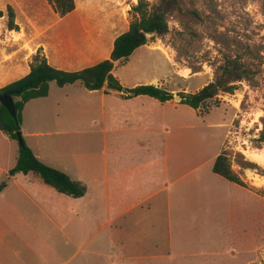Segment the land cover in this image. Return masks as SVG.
<instances>
[{"label": "rangeland", "instance_id": "rangeland-1", "mask_svg": "<svg viewBox=\"0 0 264 264\" xmlns=\"http://www.w3.org/2000/svg\"><path fill=\"white\" fill-rule=\"evenodd\" d=\"M145 1L150 5L157 2ZM177 1L181 10L168 18L167 34L149 40L126 62L115 63L114 78L126 88L154 85L175 98L178 93H195L211 82L228 57L245 62L252 76L238 83L233 94L219 95L217 106L192 110L174 98L166 103L167 113L177 115L183 125L177 154L187 166L196 162H204V166L195 176L185 178L171 197L155 198V212L140 227L113 230L112 249L118 254L117 264H264V164L248 157L255 153L264 158V142L258 141L264 122V0ZM61 2L67 1L0 0V65L4 66L0 78L21 76L30 66L35 54L26 60L18 44L23 35L39 36L49 24L75 10L72 25L76 16L84 23L92 20L110 40L125 33L136 19L131 10L138 0H72L74 9L65 15L58 13ZM8 6L16 31L7 28ZM80 33L72 28L74 38L79 40ZM68 58L61 60L58 70L74 72L79 68ZM49 88V98L31 100L24 106L20 132L25 146L34 156L45 151L43 146L60 157L71 149L94 153V130L71 137L26 136L33 130L56 135L74 125L88 129L86 119L68 118L93 114V104L81 95L84 90L78 84L58 87L54 82ZM215 153L225 155L244 187L211 173L208 161ZM17 156L18 144L0 132V167L10 170ZM9 178L7 173L0 183ZM168 201L173 205L166 210ZM130 254L148 258L130 260Z\"/></svg>", "mask_w": 264, "mask_h": 264}, {"label": "crops", "instance_id": "crops-1", "mask_svg": "<svg viewBox=\"0 0 264 264\" xmlns=\"http://www.w3.org/2000/svg\"><path fill=\"white\" fill-rule=\"evenodd\" d=\"M71 15L59 17L39 36L23 35L18 44L26 60L40 50L50 66L60 69L61 60L70 57V62L78 63L79 68L74 70L78 71L108 59L119 35L109 40L92 20L84 23L82 17L76 16L72 25ZM72 28L81 32L79 40L72 35ZM104 39L108 40L106 44ZM3 67L0 65V74ZM28 72L29 66L21 76L0 78V88ZM80 87L85 92L81 95L85 94L90 106L93 104V114L68 118L86 119L88 129L74 125L56 135L33 130L26 136L71 137L94 130V153L71 149L60 157L43 146L45 151L35 154L43 164L83 184L86 193L74 199L32 175L10 177L0 192V264H117L111 232L140 227L155 212V198L171 197L185 178L195 176L204 166V162L187 166L177 154L181 147L177 149L176 142L183 125L177 115L167 113L166 103L144 96L123 98L115 91L105 93V88L87 91ZM218 155L213 154L208 161L211 168ZM8 170V166L0 167V177ZM172 205L168 201L166 210ZM147 258L145 254H130V260Z\"/></svg>", "mask_w": 264, "mask_h": 264}, {"label": "trees", "instance_id": "trees-1", "mask_svg": "<svg viewBox=\"0 0 264 264\" xmlns=\"http://www.w3.org/2000/svg\"><path fill=\"white\" fill-rule=\"evenodd\" d=\"M65 1L67 2H61L59 5L58 13L60 15H65L74 9L72 0ZM180 10L177 0H157L151 5L145 0H138L131 10L136 19L130 23L125 33L115 39L109 58L78 71L67 72L51 67L41 51L38 50L30 63L28 74L0 88V94H10L15 109L13 118L0 103V132L8 140L17 143L16 134L21 130L22 111L25 104L31 100L47 97L51 82H54L58 87L78 84L87 91L105 88V93L108 91L121 93L122 90H126L128 95H122L123 98L144 96L162 104L172 101L174 97L171 92L154 85H137L126 89L111 72L114 63L126 62L136 49L146 45L149 40L167 34L168 18ZM6 11L7 28L9 31H16L18 28L13 23L14 14L11 7L8 6ZM2 17L3 12L0 11V18ZM251 76L252 71L245 62L237 57H228L218 66L214 79L200 90L192 94L178 93L179 104L192 110L208 108L211 104L217 106L219 95L233 94L237 89V84L249 81ZM258 141L264 142V122ZM211 171L214 175L230 183L244 187V183L231 171L227 158L222 153L215 158ZM17 174L32 175L56 192L74 199L81 198L86 193V187L83 184L72 180L67 174L43 164L25 144L22 147L18 145L16 163L8 171L10 177ZM5 186V182L0 183V192Z\"/></svg>", "mask_w": 264, "mask_h": 264}, {"label": "water", "instance_id": "water-1", "mask_svg": "<svg viewBox=\"0 0 264 264\" xmlns=\"http://www.w3.org/2000/svg\"><path fill=\"white\" fill-rule=\"evenodd\" d=\"M147 37H148V35H147ZM121 94L122 95H128V92L126 90H122ZM174 99H175V101H178V102L180 101L179 97H175ZM0 103L4 105V107L10 113V115L14 118L15 117V109H14L13 100H12L10 94H7V93L0 94ZM16 135H17V143L19 146L22 147L24 144L23 139H22V135L20 132H18Z\"/></svg>", "mask_w": 264, "mask_h": 264}, {"label": "bare ground", "instance_id": "bare-ground-1", "mask_svg": "<svg viewBox=\"0 0 264 264\" xmlns=\"http://www.w3.org/2000/svg\"><path fill=\"white\" fill-rule=\"evenodd\" d=\"M248 157L251 159V160H253V161H255V162H258V163H262V164H264V158H262L260 155H258V154H255V153H249L248 154Z\"/></svg>", "mask_w": 264, "mask_h": 264}]
</instances>
